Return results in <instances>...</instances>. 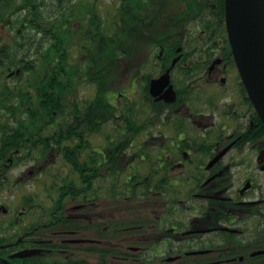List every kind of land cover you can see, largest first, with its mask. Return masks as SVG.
<instances>
[{
  "label": "flooded vegetation",
  "instance_id": "1",
  "mask_svg": "<svg viewBox=\"0 0 264 264\" xmlns=\"http://www.w3.org/2000/svg\"><path fill=\"white\" fill-rule=\"evenodd\" d=\"M115 1L119 30L130 4L140 12L137 30L146 27V33L155 25L156 10L165 26L170 10L177 12L170 0ZM173 1L178 10L185 7L186 0ZM205 1L188 28L185 18L174 17L181 30L158 38L151 52L128 55L119 48L116 223L106 222L114 220L106 214L43 212V204L54 202L42 197L44 174L63 165L66 145H59V132L74 131L79 120L55 112L33 127L38 120L26 111L20 118L10 116L19 98L2 110L7 116L0 118V264H264V124L232 55L224 0L220 21L218 0L197 3ZM78 2L95 8L101 0H36L39 10L57 15L69 14ZM8 9L9 0H0V10ZM0 37L1 49V42L11 41L4 24ZM69 38L60 57L71 54V63L76 53ZM44 57L26 49L12 66L10 55H0V75L33 101L38 98L33 84L47 79L48 66L59 65V55L50 62ZM50 73L57 86L58 71ZM166 75L167 84L152 89V82ZM65 83L73 86L71 76ZM89 87L79 91L85 96ZM24 104L19 105L27 110ZM17 125L24 136L22 153L3 155V137ZM75 137L72 143L80 150L82 138L88 157L89 126ZM48 139L43 152L40 141ZM104 141L94 135V145L103 147ZM103 178L104 171L88 176L84 186L106 187Z\"/></svg>",
  "mask_w": 264,
  "mask_h": 264
},
{
  "label": "trees",
  "instance_id": "2",
  "mask_svg": "<svg viewBox=\"0 0 264 264\" xmlns=\"http://www.w3.org/2000/svg\"><path fill=\"white\" fill-rule=\"evenodd\" d=\"M197 1L186 0L185 7L178 10L176 2L170 0L171 7L175 6L177 12L170 10V22L165 26V18L161 17L160 12L156 10L155 25L150 33H146L148 31L146 27L137 30L136 23L138 22V25L140 23L138 20L140 12L134 4H130L128 10L123 12L125 23L123 22L124 26L121 30L118 29V10L110 20L109 17H100L94 13L93 6L85 2H78L73 11L69 14H60L61 16L51 11L39 10L36 0H9L8 11L4 13L0 10V25H5L11 37V41L3 42V44L1 42L3 47L0 49V55H10L12 66L15 63L18 65L20 61L18 55L26 49L28 52L32 50L47 56L43 58L45 62H50V59L59 55L57 68L48 66L47 79L40 85L33 84L38 95V98L35 97L33 101L30 98L27 99L21 91L14 92L11 89L12 86L6 83L5 76L0 75V118L7 116L2 110H8L7 105L19 98L17 104H12L14 106L10 110V116L20 118L26 111L27 117L38 120L37 124L32 125L33 127L42 125L40 120L54 118L55 112L59 118L79 120L74 122L76 126L74 131L62 129L59 132V145L62 142L66 145L62 148L63 165L56 172L49 171L44 174L42 197L54 202L49 205L43 204V212H57L65 215L106 214L114 218V220L106 219V222L118 221L119 48L128 55L151 52L157 47L158 38L173 37L175 32L181 30L179 23L173 22L174 17L185 18L188 28V24L198 16L199 10L207 6L206 1L201 4ZM216 8L219 11L220 21L223 16L221 0L217 1ZM182 10L183 12H180ZM57 27L61 30L62 37L56 36ZM67 31L71 33L70 38ZM66 38L70 39V47L76 53L74 57L72 56L71 63L69 62L71 54L67 58L65 55L63 58L60 57L61 53L64 54ZM152 39L153 43L150 42ZM2 70L5 68L3 67ZM53 70L58 71L60 82L57 86L50 82V71ZM70 76L73 80L72 87L65 83ZM83 85L94 87L95 93L91 98L85 97L81 94V90L79 91ZM113 93L116 95L114 96ZM23 102L28 107L27 110L20 107L19 104ZM84 124L89 126L91 139L88 157H83L82 154L84 149L82 138L79 141L80 150L75 147L76 144L72 143L74 138L77 139L75 135L78 131L81 135L83 134ZM2 126L0 122V127ZM62 126L67 128L69 124L65 122ZM17 127L19 129V125ZM18 129L3 137V155L13 153L15 150L22 153L20 149H22L21 143L24 136ZM94 135L103 136L105 140L103 147L94 145ZM26 137H29L30 141L34 140L31 132ZM40 143L44 152L47 150L46 145L50 143V139L42 140ZM100 149L102 154L98 152ZM25 157L29 159L31 156L26 153ZM22 159L23 157L20 158ZM101 167L103 169H100ZM101 171L105 174L103 180L107 183L106 187L84 186L88 176L92 178L99 176ZM113 229L117 228L113 227Z\"/></svg>",
  "mask_w": 264,
  "mask_h": 264
},
{
  "label": "water",
  "instance_id": "3",
  "mask_svg": "<svg viewBox=\"0 0 264 264\" xmlns=\"http://www.w3.org/2000/svg\"><path fill=\"white\" fill-rule=\"evenodd\" d=\"M224 9L227 38L234 61L264 124V0H224ZM167 76L152 82V89L158 84L165 86Z\"/></svg>",
  "mask_w": 264,
  "mask_h": 264
},
{
  "label": "rangeland",
  "instance_id": "4",
  "mask_svg": "<svg viewBox=\"0 0 264 264\" xmlns=\"http://www.w3.org/2000/svg\"><path fill=\"white\" fill-rule=\"evenodd\" d=\"M113 5H115L114 9H112L113 7L111 8V6ZM117 5L118 3H116L115 0H101L100 5L97 4L95 8L93 7V11L100 17H109V19L111 20V18H113L114 16L115 11L118 10ZM141 53H145V52H141ZM94 93H95L94 88L89 87L87 91H85V96L87 98H91L94 95ZM113 95L115 96L116 93H113Z\"/></svg>",
  "mask_w": 264,
  "mask_h": 264
}]
</instances>
